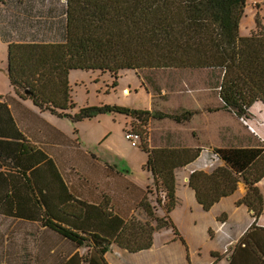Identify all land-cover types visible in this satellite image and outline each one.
I'll return each instance as SVG.
<instances>
[{"label":"trees","instance_id":"16d2710c","mask_svg":"<svg viewBox=\"0 0 264 264\" xmlns=\"http://www.w3.org/2000/svg\"><path fill=\"white\" fill-rule=\"evenodd\" d=\"M65 1L63 38L47 39L33 32L6 40L10 82L21 97L32 98L37 106L74 120L119 111L143 123L147 115L188 122L200 111L184 108L155 112L102 104L82 106L69 114L67 109L76 103L68 75L75 68L108 70L114 77L125 68H219L223 104L210 109H224L244 118L256 100L264 103V18L256 13L255 27L247 34L241 33L248 0ZM5 2L0 0V5ZM132 128L140 133L138 146L147 153L145 166L154 175L156 189L164 195L168 210L177 201L175 168L201 159L190 172L188 184L204 208L222 196L237 194L238 181L242 180L247 191L236 202L246 204L254 217L261 213L263 196L257 182L264 177V142L212 150L185 145L152 147L147 130L134 122ZM141 203L152 214L151 204L146 200ZM48 225L79 245L89 236L96 239L91 231L81 234L56 222ZM256 232L264 238V227H259L245 231L239 241L256 253L257 264H264V239L263 245L255 242ZM152 233V226L133 219L122 225L116 241L130 250L148 248ZM237 250H233L232 260ZM232 260L230 264H234Z\"/></svg>","mask_w":264,"mask_h":264},{"label":"crops","instance_id":"0c3cea01","mask_svg":"<svg viewBox=\"0 0 264 264\" xmlns=\"http://www.w3.org/2000/svg\"><path fill=\"white\" fill-rule=\"evenodd\" d=\"M11 38L13 30H2L0 18V41L5 44L0 46L4 54L0 70L9 79L8 90L0 92V264H230L235 248L234 264L259 262L256 253L243 247L239 238L247 230L264 227V177L257 182L263 196L257 217L246 204L236 202L247 191L244 182V186L237 185V194L222 196L204 208L188 184L191 170L200 163L197 159L175 168L177 201L168 210L145 164L147 174L136 178L134 172L119 168L113 159L87 148L76 132L56 120L65 115L20 96L8 73L6 40ZM250 113L256 131L232 136L235 141L227 137L228 142L217 147L264 142V103L256 100ZM149 139L152 147L180 146L155 145ZM185 146L205 145L194 140ZM88 157L105 164L106 171H82ZM141 200L151 204L152 214ZM133 219L153 227L150 247L130 250L117 243L122 225ZM50 222L81 234L94 232L96 239L89 236L79 245L48 225ZM225 224L238 229L236 234L225 235ZM256 235L255 242L263 245V236L259 232Z\"/></svg>","mask_w":264,"mask_h":264},{"label":"rangeland","instance_id":"374dc122","mask_svg":"<svg viewBox=\"0 0 264 264\" xmlns=\"http://www.w3.org/2000/svg\"><path fill=\"white\" fill-rule=\"evenodd\" d=\"M65 3V0H6L0 5L2 30H13L16 37L18 33H22L21 30L31 29L47 39H61ZM256 13L264 18V0L247 1L240 23L242 34L249 33L255 27ZM0 46L3 48L5 44L0 41ZM3 55L0 51V63L4 62ZM221 75V69L212 67L125 68L117 77L108 70L72 69L69 72V82L76 104L67 110L69 114L78 112L81 106L102 104L155 112L180 111L184 108H199L200 111L188 122L147 115L148 119L143 123L130 114L119 111L101 112L77 123H73L67 115L56 120L70 131L76 132L75 136L87 148L105 159H113L119 168L134 172L136 178L143 177V173L147 174L143 167L147 153L140 146H133L125 137L126 130L131 128L133 122L147 130L152 144L186 145L197 140L205 145V150L227 143V137L235 141L232 136L240 133L245 136L256 131L250 109L249 116L244 118L224 109H210L223 104L219 95ZM8 88V75L0 70V92L4 93ZM106 169L105 164L89 157L81 166V170L86 172ZM145 182H148L147 178ZM238 184L244 186L242 180ZM103 186H106L104 182ZM1 221L0 218V225ZM223 229L225 235L226 232L234 235L238 231L228 224Z\"/></svg>","mask_w":264,"mask_h":264},{"label":"built area","instance_id":"2783aa9c","mask_svg":"<svg viewBox=\"0 0 264 264\" xmlns=\"http://www.w3.org/2000/svg\"><path fill=\"white\" fill-rule=\"evenodd\" d=\"M125 137L130 140L133 146H138V144L140 143V133L132 127L126 130ZM208 164H212V162H209ZM208 164H206L205 166H207Z\"/></svg>","mask_w":264,"mask_h":264},{"label":"bare ground","instance_id":"6f19581e","mask_svg":"<svg viewBox=\"0 0 264 264\" xmlns=\"http://www.w3.org/2000/svg\"><path fill=\"white\" fill-rule=\"evenodd\" d=\"M127 91V90H126Z\"/></svg>","mask_w":264,"mask_h":264}]
</instances>
